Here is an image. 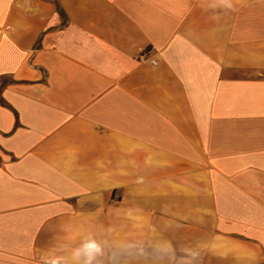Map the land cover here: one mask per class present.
<instances>
[{
  "label": "crops",
  "instance_id": "1",
  "mask_svg": "<svg viewBox=\"0 0 264 264\" xmlns=\"http://www.w3.org/2000/svg\"><path fill=\"white\" fill-rule=\"evenodd\" d=\"M233 4L0 0V264H264V0Z\"/></svg>",
  "mask_w": 264,
  "mask_h": 264
},
{
  "label": "clouds",
  "instance_id": "2",
  "mask_svg": "<svg viewBox=\"0 0 264 264\" xmlns=\"http://www.w3.org/2000/svg\"><path fill=\"white\" fill-rule=\"evenodd\" d=\"M217 4H218V6L224 8V9L234 10L233 0H217ZM85 248L87 250L89 264H91L92 260L95 259V256L97 254L102 253V251H103L102 248L100 247V245L97 244L95 241H92L89 244H87L85 246ZM80 252H81V250L78 249V250H76L74 255L76 257H79ZM189 255L191 256V258L193 260L200 258V253L196 252V251H192V250H189L184 258H187V256H189Z\"/></svg>",
  "mask_w": 264,
  "mask_h": 264
},
{
  "label": "rangeland",
  "instance_id": "3",
  "mask_svg": "<svg viewBox=\"0 0 264 264\" xmlns=\"http://www.w3.org/2000/svg\"><path fill=\"white\" fill-rule=\"evenodd\" d=\"M117 197H118V196L114 197V200H117Z\"/></svg>",
  "mask_w": 264,
  "mask_h": 264
}]
</instances>
